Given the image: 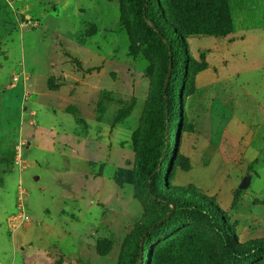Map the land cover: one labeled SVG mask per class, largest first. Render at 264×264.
<instances>
[{
  "label": "rangeland",
  "instance_id": "rangeland-1",
  "mask_svg": "<svg viewBox=\"0 0 264 264\" xmlns=\"http://www.w3.org/2000/svg\"><path fill=\"white\" fill-rule=\"evenodd\" d=\"M44 1L0 0V264H126L133 233L156 215L136 158L165 57L139 45L127 0ZM229 3L230 35L177 45L164 181L213 202L244 244L264 239V0ZM150 257L264 264L221 259L199 215L161 231Z\"/></svg>",
  "mask_w": 264,
  "mask_h": 264
},
{
  "label": "trees",
  "instance_id": "trees-1",
  "mask_svg": "<svg viewBox=\"0 0 264 264\" xmlns=\"http://www.w3.org/2000/svg\"><path fill=\"white\" fill-rule=\"evenodd\" d=\"M132 19L140 30L139 45L158 49L165 57L160 100L149 104L143 137L137 146L136 177L142 192L156 208L155 219L133 233L126 264H148L152 241L179 219L202 216L219 244L221 259L253 262L264 254V239L240 243L226 213L210 200L166 186L164 178L172 155L171 140L176 120L175 103L181 85L178 66L182 56L177 45L185 36H228L232 33L229 0H127ZM173 67L170 69V65ZM159 118L158 127L151 126ZM234 200L232 208L236 206Z\"/></svg>",
  "mask_w": 264,
  "mask_h": 264
},
{
  "label": "water",
  "instance_id": "water-1",
  "mask_svg": "<svg viewBox=\"0 0 264 264\" xmlns=\"http://www.w3.org/2000/svg\"><path fill=\"white\" fill-rule=\"evenodd\" d=\"M171 68H172V64L170 65V69H171ZM249 186H250V180H249V179H246V180H244V181L241 183L239 189H240V190H246Z\"/></svg>",
  "mask_w": 264,
  "mask_h": 264
},
{
  "label": "built area",
  "instance_id": "built-area-1",
  "mask_svg": "<svg viewBox=\"0 0 264 264\" xmlns=\"http://www.w3.org/2000/svg\"><path fill=\"white\" fill-rule=\"evenodd\" d=\"M14 80H15V82H18L19 78L18 77H15ZM19 219L22 222H26V221L29 220V218L25 214H21L20 217H19Z\"/></svg>",
  "mask_w": 264,
  "mask_h": 264
},
{
  "label": "crops",
  "instance_id": "crops-1",
  "mask_svg": "<svg viewBox=\"0 0 264 264\" xmlns=\"http://www.w3.org/2000/svg\"><path fill=\"white\" fill-rule=\"evenodd\" d=\"M5 1H7L8 3H14L15 1H17V0H5ZM59 1V0H58ZM43 2H45L44 0H43Z\"/></svg>",
  "mask_w": 264,
  "mask_h": 264
}]
</instances>
